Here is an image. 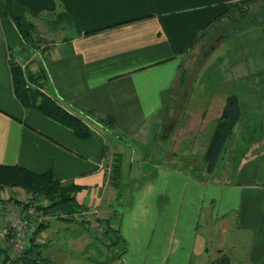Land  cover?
<instances>
[{
	"label": "crops",
	"instance_id": "obj_1",
	"mask_svg": "<svg viewBox=\"0 0 264 264\" xmlns=\"http://www.w3.org/2000/svg\"><path fill=\"white\" fill-rule=\"evenodd\" d=\"M16 1L37 14L31 20L52 44L44 61L45 93L68 111L111 118L113 127L80 138L22 104L11 65L22 41L6 15V0H0V164L40 174L52 171L63 183L81 186L78 203L100 213L109 214L117 199L122 205L110 215L112 220L117 217L115 228L122 239L113 248L92 238L97 236L92 227L78 231L72 222L57 220L37 235L32 226L27 249L35 237L54 264L65 255L81 264H264V25L235 36L248 50L251 80L247 82L245 74L244 82L218 91L193 81L185 105L198 106L196 123H189L191 111H186L159 141V131L174 109L166 98L177 95L178 101L180 72L192 53L194 36L244 0ZM233 92L242 110L233 134H248L250 141L234 152L235 166L226 167L229 181L182 171L178 155L196 151L183 146L203 135L204 160ZM244 120L254 123L240 132ZM178 134L183 138L168 148L167 142ZM221 158L224 165L225 155L218 164ZM181 160L188 162V157L184 154ZM114 161L119 165L110 176L108 167ZM8 194V189H0V225L20 213H34L31 203L9 200ZM119 246L123 253L116 256ZM15 258L11 245L1 243L0 264H16Z\"/></svg>",
	"mask_w": 264,
	"mask_h": 264
},
{
	"label": "trees",
	"instance_id": "obj_2",
	"mask_svg": "<svg viewBox=\"0 0 264 264\" xmlns=\"http://www.w3.org/2000/svg\"><path fill=\"white\" fill-rule=\"evenodd\" d=\"M258 1L264 0H244L228 7L204 30L194 36L190 50L200 45L203 40L211 38L214 33L229 34L232 31L264 25V21L257 22L255 20L261 12L264 15V4L257 6ZM6 15L12 20L20 34L23 50L36 51L38 44L45 41L44 37L40 35L36 24L31 20L36 18L37 14L24 4L16 0H6ZM11 65L16 95L27 109H36L47 117L71 128L80 138H88L96 134L91 125H96L101 129L113 127L111 118L101 117L95 112L68 111L47 93H44L43 88H45L48 81L44 63L38 72L30 70L28 67L23 69L18 63L12 62ZM184 80L185 73L182 70L180 72L179 88ZM241 116L240 102L237 94L233 92L226 99V104L216 123L214 135L204 157L209 171H213L217 166L226 143L233 135ZM7 187L20 188L27 193H40L48 197L50 204L40 208L45 213L64 211L68 214H76L78 211L87 209L79 204L76 198V194L82 187L72 182L64 184L54 177L52 171L40 174L26 167L0 164V189ZM46 226L47 224L40 225L35 235ZM31 240V247L21 257L15 259L14 263L54 264L44 257L42 246L36 244L35 237H32Z\"/></svg>",
	"mask_w": 264,
	"mask_h": 264
},
{
	"label": "rangeland",
	"instance_id": "obj_3",
	"mask_svg": "<svg viewBox=\"0 0 264 264\" xmlns=\"http://www.w3.org/2000/svg\"><path fill=\"white\" fill-rule=\"evenodd\" d=\"M235 4V3H234ZM264 4V1H258L257 6H260ZM233 5V4H232ZM230 5V6H232ZM251 20V19H249ZM257 22L264 21V15L262 12L258 14V16L255 18ZM256 25V24H253ZM258 26V25H256ZM261 26V25H259ZM263 26V25H262ZM246 30V29H245ZM243 30H236L232 31L231 33H214L211 38H208L206 40H203L202 43L198 46H196L190 53V57L188 59H184V68L182 67V70H184L185 73V80L183 82L184 86H181L180 88V94L178 96V101L175 103L174 100L176 99L177 95L167 96L166 104L169 102L170 108H174L172 113L168 114V116L165 119V123L163 127H161V132L159 131V141L163 142V135L165 134L166 130L170 127L172 124H176L179 117H182L181 114H186V111H191L190 114V121L189 123H196L194 120L195 114H200L195 111H198L196 104L189 105V109L186 108L185 102H186V96L187 91L190 89L191 83L194 81V85L196 83H207V89L210 91H218L221 90L222 87L225 85H230L237 82H244V79H246L245 74L247 75V82L251 80V73L249 74L247 71L250 69V57L247 48L244 46L242 47L238 41L237 37H235L237 34L241 33ZM45 39V38H44ZM240 41V36H239ZM52 44L48 42L46 39L45 41H42L37 46V50H19L18 53H15V56L12 58V62L18 63L21 66L28 67L30 70L38 72L40 70V67L43 65L44 61L48 59L50 53H51ZM183 61V62H184ZM182 62V63H183ZM181 70V71H182ZM244 74V78H241ZM243 79V80H242ZM228 86L227 88H229ZM46 87V85H45ZM45 88H43L44 91ZM45 93V91H44ZM166 107L168 105H165ZM184 114V118H185ZM183 118V117H182ZM186 122V119L184 120V123ZM199 122V120H198ZM182 123V120L179 119L178 124L180 125ZM252 121H243L241 124L240 132L242 129H249L253 126ZM91 127L94 128V132L100 131L101 129L98 128L96 125H91ZM166 129V130H165ZM182 129H186V126H182ZM104 130L102 129L100 132L102 133ZM182 131V130H179ZM181 133V132H180ZM100 134V133H99ZM98 135V134H97ZM178 138L174 139L171 142H167V147L172 149L174 146L176 147L179 143V139H182L183 136L181 134H178ZM203 135L199 134V137L195 140H191L187 142V145L185 144L183 146V149H195L193 153H184L188 157V162H183L181 159L184 156L183 153H180L178 155V167L185 172H188V174L201 176L206 179L211 178L212 180H225L229 181L230 179L229 173L226 171V167H234L236 163V159H234V152L236 150H243L246 144L250 141V136L248 134H243V136L239 137L236 136V134H233L227 141L225 148L227 149L226 152H222L221 157L225 155V164L223 165L224 159L221 158L219 164L215 167L213 171H209L208 165L205 163L204 160H202L204 155V148H202V145L204 144ZM144 145V143H141ZM148 144V143H146ZM161 144V143H160ZM159 142L155 143V145L159 146ZM135 145L138 146L140 143L135 142ZM164 145V144H163ZM172 153V152H170ZM120 156L119 154H117ZM115 157V154H114ZM122 158V157H121ZM121 158L119 157L121 162ZM190 164V165H189ZM119 165V164H118ZM118 165L115 164V161L111 164V172L110 176H113L115 167H118ZM223 167V168H222ZM68 182H65L64 184H67ZM5 189H8L9 191V200H15L20 202L21 204H25V206L30 205L33 206L34 213H43L46 215L47 220L45 224H48L52 221L62 220V221H68L72 222L74 226H78V231L81 230V228H85L88 231H90L91 227L93 228L94 235H90L92 238L94 237L97 239L101 244H103L106 248H113L114 245H118L122 242V239L120 235L118 234V230L115 227H118V220L117 217L112 220L113 210L112 209H120L121 208V200L117 199L115 202L112 203L110 206L111 209L109 211V214L100 213V211H95L94 209L87 208L83 211H78L76 214H68L64 211H58V212H51V213H45L44 211L40 210L42 207H46L50 204V201L48 197L42 194H34V193H27L24 190L20 188H10L7 187ZM12 195V196H11ZM36 212V213H35ZM31 214V215H33ZM112 221V222H111ZM43 225V224H40ZM39 225V226H40ZM35 227L37 228L39 227ZM115 232H113V230ZM117 231V232H116ZM199 236H202L203 238H206L203 234L199 233ZM69 239L74 238V236L69 235ZM229 240V239H228ZM28 239L26 241V250L28 247ZM12 250L16 253V258L21 257L22 255L17 254L16 249H14L11 246ZM116 256L121 255L123 253V249L116 247ZM13 259V262L14 260ZM60 260L62 262L58 261V264H81V260H78V258L71 257V256H61ZM65 262L63 263V261Z\"/></svg>",
	"mask_w": 264,
	"mask_h": 264
},
{
	"label": "built area",
	"instance_id": "obj_4",
	"mask_svg": "<svg viewBox=\"0 0 264 264\" xmlns=\"http://www.w3.org/2000/svg\"><path fill=\"white\" fill-rule=\"evenodd\" d=\"M22 67L26 69L25 66ZM91 128L94 130L93 127ZM100 131L96 130V134L101 133ZM108 169L110 173L111 165ZM46 220L47 217L43 213H36L33 215L24 213L18 214L13 222H6L0 225V244L7 242L16 249L15 251H17V254L23 255L26 252V241L28 239L29 229L32 226L37 227L40 224H45Z\"/></svg>",
	"mask_w": 264,
	"mask_h": 264
}]
</instances>
